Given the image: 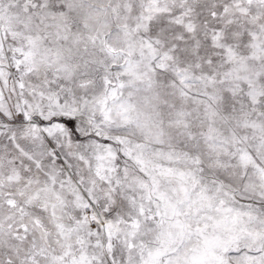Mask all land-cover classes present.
<instances>
[{
    "label": "snow or ice",
    "instance_id": "obj_1",
    "mask_svg": "<svg viewBox=\"0 0 264 264\" xmlns=\"http://www.w3.org/2000/svg\"><path fill=\"white\" fill-rule=\"evenodd\" d=\"M0 264H264V0H0Z\"/></svg>",
    "mask_w": 264,
    "mask_h": 264
}]
</instances>
